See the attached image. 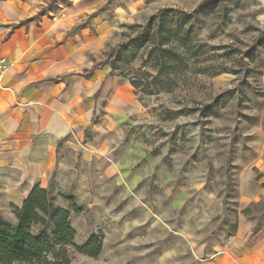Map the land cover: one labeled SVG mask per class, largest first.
<instances>
[{"label": "clouds", "instance_id": "obj_1", "mask_svg": "<svg viewBox=\"0 0 264 264\" xmlns=\"http://www.w3.org/2000/svg\"><path fill=\"white\" fill-rule=\"evenodd\" d=\"M0 264H264V0H0Z\"/></svg>", "mask_w": 264, "mask_h": 264}]
</instances>
